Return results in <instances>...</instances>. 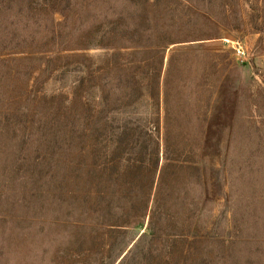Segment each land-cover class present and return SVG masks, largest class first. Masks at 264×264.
I'll use <instances>...</instances> for the list:
<instances>
[{"label":"rangeland","instance_id":"obj_1","mask_svg":"<svg viewBox=\"0 0 264 264\" xmlns=\"http://www.w3.org/2000/svg\"><path fill=\"white\" fill-rule=\"evenodd\" d=\"M6 1L0 0L2 18L17 19L18 11L4 13ZM33 1V21L46 25L50 16L44 8L53 9L58 22L64 12L67 21L58 43L49 44L54 50L49 54L57 56L50 67L37 70L30 80L26 72L35 62L10 63L0 69V120L5 127L0 134V264H95L94 258L76 251L63 228L61 201L66 190L75 189L76 181L71 167L63 173L60 126L80 110L72 100L81 78L111 54L125 67L111 73L115 84V93L110 92L115 94L109 110L114 118L111 128L118 130L125 120L158 114L162 125L166 79L170 94L183 100L180 111L187 118L182 122L183 134L191 135L197 145L204 193L179 264H264V0L224 4L228 13L236 11L239 16L237 27L221 25L219 37L166 44L155 101L147 91L139 56L130 51L139 44L138 34H148L149 20L153 22L149 31L163 40H185L202 27L200 22L187 21L190 11L178 8L175 0H161L155 6L154 0L146 4L142 0ZM196 1L218 4L219 0ZM34 26L26 32L34 31ZM38 32L47 33L46 28ZM15 51L5 50L1 43L0 60ZM175 51L185 53L174 56L168 74ZM205 52L217 55L210 59ZM11 68L19 73L10 74ZM121 81L123 85L140 81L141 96L130 104L120 101L124 93L117 83ZM79 97L92 110L101 108V90L95 81L86 80ZM205 113L207 124L202 130L197 121ZM94 154L93 162L107 159L105 140ZM63 174L70 179L65 186ZM144 230L137 226L118 232L106 252L107 264H117L131 248L141 247L143 242L133 244Z\"/></svg>","mask_w":264,"mask_h":264},{"label":"trees","instance_id":"obj_2","mask_svg":"<svg viewBox=\"0 0 264 264\" xmlns=\"http://www.w3.org/2000/svg\"><path fill=\"white\" fill-rule=\"evenodd\" d=\"M54 1L51 4L59 3L58 0ZM142 1L143 4L147 3V0ZM175 1L179 3L176 4L178 8L190 11L186 18L188 22H200V29L190 32L185 40H163L152 30L149 31L153 27V22L149 20L148 27L144 26L148 34H138L139 44L122 46H132L134 50L130 53L138 54V64L145 68L143 78L147 81V91L153 101L159 100L164 49L168 44L219 37L222 24L237 27L235 19L239 14L236 11L228 13L224 6L235 0H219L218 4H198L196 0ZM160 2L154 0L152 6ZM33 3V0L4 2L3 9L7 16L11 10L19 12L17 19L8 16L6 22L2 18L3 4H0V44H4L5 50H16L13 56L0 60V69L10 63L28 65L35 62L27 69L28 80L37 70L42 67L45 70L54 62L57 56L49 54L54 51L49 44L58 43L57 39L67 21L64 12H61L63 20L56 21L53 9L49 11V8L43 9L50 16L46 25L33 21ZM172 9L176 10L174 6ZM24 11L27 14H23ZM33 25L34 31L27 33L26 29ZM41 28H46L47 33L42 35L38 32ZM184 53L175 51L171 54L168 74L174 56ZM205 54L210 59L217 55L213 52ZM111 56L103 65L89 68L87 75L81 78L72 100L73 104L77 102L80 110L72 113V118L63 121L60 126L63 173L66 174L68 167H71L75 171L76 181L75 189L66 190L61 201L63 228L69 233L77 252L88 254V257L94 258L95 264H107L106 252L115 243L116 234L125 232L129 227L142 226L145 230L139 234L133 246H138L140 242L143 245L131 248L117 264H179L177 260L184 258L185 241L192 231L204 193L197 145L191 135L183 134L182 122L187 121L180 111L183 100L179 94H170L166 79L162 125L158 114L147 119L125 120L118 130L111 128L114 118L109 116V110L115 102V94L110 95L111 91L115 93L111 73L118 69L122 72L125 70L124 65L116 62V59L112 60ZM213 63L216 65V62ZM17 71L11 68L9 73L17 74ZM88 79L95 81L101 90L102 103L98 110H92L79 97V91ZM117 87L124 93L120 101L124 99L126 104L138 99L143 92L140 81L124 85L121 81ZM197 124L202 125L204 130L206 113L198 116ZM0 126V134H3L5 127L1 120ZM101 140L106 141L107 159L93 162L95 147ZM162 158L164 163L160 165ZM65 174L62 178L64 186L70 181Z\"/></svg>","mask_w":264,"mask_h":264}]
</instances>
